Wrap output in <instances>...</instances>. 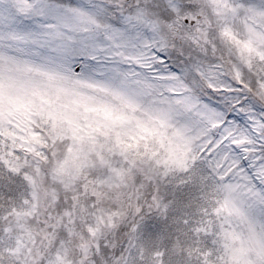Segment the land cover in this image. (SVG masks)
I'll list each match as a JSON object with an SVG mask.
<instances>
[{
	"label": "snow or ice",
	"instance_id": "snow-or-ice-1",
	"mask_svg": "<svg viewBox=\"0 0 264 264\" xmlns=\"http://www.w3.org/2000/svg\"><path fill=\"white\" fill-rule=\"evenodd\" d=\"M0 264H264V0H0Z\"/></svg>",
	"mask_w": 264,
	"mask_h": 264
}]
</instances>
